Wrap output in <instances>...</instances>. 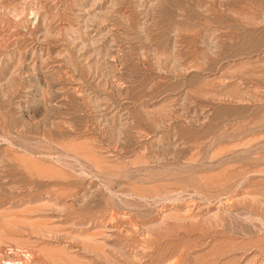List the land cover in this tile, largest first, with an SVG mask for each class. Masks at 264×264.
Segmentation results:
<instances>
[{
  "label": "rangeland",
  "instance_id": "1",
  "mask_svg": "<svg viewBox=\"0 0 264 264\" xmlns=\"http://www.w3.org/2000/svg\"><path fill=\"white\" fill-rule=\"evenodd\" d=\"M0 264H264V0H0Z\"/></svg>",
  "mask_w": 264,
  "mask_h": 264
}]
</instances>
